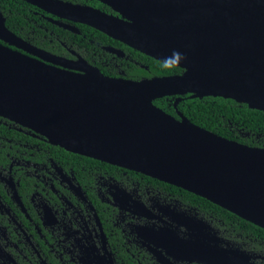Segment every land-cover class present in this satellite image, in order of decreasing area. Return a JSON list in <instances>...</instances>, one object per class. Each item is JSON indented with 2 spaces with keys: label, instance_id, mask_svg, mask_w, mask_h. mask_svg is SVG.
I'll return each instance as SVG.
<instances>
[{
  "label": "water",
  "instance_id": "95a60500",
  "mask_svg": "<svg viewBox=\"0 0 264 264\" xmlns=\"http://www.w3.org/2000/svg\"><path fill=\"white\" fill-rule=\"evenodd\" d=\"M22 1L160 63L178 51L184 73L126 80L70 66L17 37L0 13V119L68 153L192 193L264 230V148L227 140L153 104L221 97L264 112V0H94L118 16L59 0Z\"/></svg>",
  "mask_w": 264,
  "mask_h": 264
},
{
  "label": "flooded vegetation",
  "instance_id": "af4514ba",
  "mask_svg": "<svg viewBox=\"0 0 264 264\" xmlns=\"http://www.w3.org/2000/svg\"><path fill=\"white\" fill-rule=\"evenodd\" d=\"M59 1L118 16L90 0ZM44 13L45 21L74 37L46 30L56 53L26 41L34 48L110 78L132 80L125 72L133 66L148 70L128 46ZM104 164L57 151L0 119V264H264V234L243 219L180 188Z\"/></svg>",
  "mask_w": 264,
  "mask_h": 264
},
{
  "label": "trees",
  "instance_id": "16d2710c",
  "mask_svg": "<svg viewBox=\"0 0 264 264\" xmlns=\"http://www.w3.org/2000/svg\"><path fill=\"white\" fill-rule=\"evenodd\" d=\"M90 2L91 3H89V5L91 6L101 8L103 10L107 9L99 2L94 0H90ZM0 13H2L5 17L6 28L16 36L37 47L47 49L54 53H56V50L51 49L52 44H48V39L45 38L48 36L46 30L57 32L63 40L66 39L67 35L69 37H74L73 34L49 24L42 18L47 14L22 0H0ZM83 28L89 32L98 34L103 39L110 40L92 28L79 26L81 31ZM54 43L58 46V42ZM129 50L134 54L135 60L138 61L140 65L147 66L148 70L133 66L130 70L125 72V78L127 79H150L153 77H165L179 75L182 73V70L177 67L173 69H165L162 66V63L130 48ZM175 99L176 97H164L155 100L153 104L175 118L177 117L176 113L179 112L190 123L227 140L235 141L250 147L264 148V112L250 109L248 106L239 104L231 99H224L221 97L193 99L190 98L189 95L182 96L181 101L177 104L176 108H174ZM52 148L69 156L82 157L68 153L59 147L52 146ZM82 158L88 161L101 163L89 158ZM194 198L200 202H208L198 196H194ZM210 205L216 210L230 217L236 218L234 215L219 208L218 206L211 203ZM241 222H243V220H241ZM244 223H246L250 228L264 234V230L248 222Z\"/></svg>",
  "mask_w": 264,
  "mask_h": 264
},
{
  "label": "clouds",
  "instance_id": "9594fccd",
  "mask_svg": "<svg viewBox=\"0 0 264 264\" xmlns=\"http://www.w3.org/2000/svg\"><path fill=\"white\" fill-rule=\"evenodd\" d=\"M185 59L186 57L182 53L174 51L171 56L165 58V60L162 62V66L165 69H173L179 66L181 61Z\"/></svg>",
  "mask_w": 264,
  "mask_h": 264
}]
</instances>
